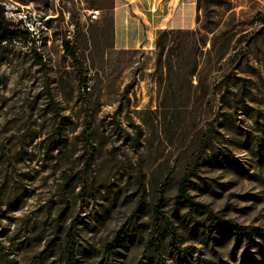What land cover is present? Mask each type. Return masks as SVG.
Returning <instances> with one entry per match:
<instances>
[{
    "label": "rangeland",
    "instance_id": "rangeland-1",
    "mask_svg": "<svg viewBox=\"0 0 264 264\" xmlns=\"http://www.w3.org/2000/svg\"><path fill=\"white\" fill-rule=\"evenodd\" d=\"M116 1L0 0L8 21L29 8L41 23L35 41L0 42V259L61 264L39 256L62 225L84 264H264V236L248 246L202 227L264 233V0H193V27L175 29L194 32L189 58L169 42L163 69L157 39L116 48ZM185 175L212 216L180 201ZM159 189L195 253L167 233L164 258L149 246Z\"/></svg>",
    "mask_w": 264,
    "mask_h": 264
},
{
    "label": "trees",
    "instance_id": "trees-1",
    "mask_svg": "<svg viewBox=\"0 0 264 264\" xmlns=\"http://www.w3.org/2000/svg\"><path fill=\"white\" fill-rule=\"evenodd\" d=\"M194 32L191 31H183V30H175V29H160L157 32V48H158V60L157 65L159 69H163L165 67V51L168 48L169 42L177 44L180 53L177 55L181 60L189 58L188 56V45L190 44L189 37L193 35ZM15 40H31L35 41L36 38L32 37L31 33L22 28L20 24H17L12 21H8L4 14H0V42H11ZM204 44V43H203ZM65 47L67 53L75 58V53L72 51L70 47V43L66 42ZM172 54L168 55V72L171 74L173 72V61ZM195 69L191 70V74H193ZM62 140H57L53 142L50 146V151H54L58 148L63 147ZM66 180L71 181L74 177L73 171H67L65 173ZM188 181L189 175H185L178 182V197L180 201L190 208L191 210H197L212 216L214 213L211 208L204 204L194 200V198L190 195L188 190ZM158 199L154 205V222L152 224V237L149 242V246L153 249L157 258L161 259L165 256V234L169 235L170 247L182 254H192L196 252L195 247L193 246H184L182 247L179 244L178 231L175 223L169 217V215L163 210L164 205V195L163 189L158 190ZM203 229L209 232L211 235H216L219 233L222 234H231L233 235L236 241H246L247 245L250 246L254 242V235L258 233L261 236H264V233L260 228L252 230L251 227L241 226L238 224H233L230 221L219 219L216 226L212 225H202ZM22 237H18L20 240ZM30 239H23L20 241L21 245L29 242ZM77 233L72 228H66L62 225H58L55 227L54 233H52V237L47 240L45 249L41 252V256L49 254L54 250H58L59 256L61 258V264H84L81 260L78 252H77ZM0 264H8V262L4 259H0ZM197 264H209L208 261L199 258Z\"/></svg>",
    "mask_w": 264,
    "mask_h": 264
},
{
    "label": "crops",
    "instance_id": "crops-1",
    "mask_svg": "<svg viewBox=\"0 0 264 264\" xmlns=\"http://www.w3.org/2000/svg\"><path fill=\"white\" fill-rule=\"evenodd\" d=\"M129 2L133 3V10L137 15L125 7V4L130 5V3L122 0H117L113 9L115 45L118 49L140 48L145 38H149L150 42L154 43L160 29L193 27V0H130Z\"/></svg>",
    "mask_w": 264,
    "mask_h": 264
},
{
    "label": "built area",
    "instance_id": "built-area-1",
    "mask_svg": "<svg viewBox=\"0 0 264 264\" xmlns=\"http://www.w3.org/2000/svg\"><path fill=\"white\" fill-rule=\"evenodd\" d=\"M99 16L100 10L97 9H93L89 13V17L92 20L98 19ZM15 23L20 24L22 28L27 29L31 33L32 37L37 38L40 36L38 28L41 23H39V19L32 13L31 9L27 8L20 11L19 20ZM74 27L75 25L73 24L72 28Z\"/></svg>",
    "mask_w": 264,
    "mask_h": 264
}]
</instances>
